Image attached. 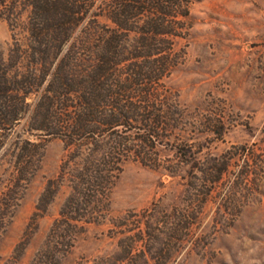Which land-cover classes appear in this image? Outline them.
Returning a JSON list of instances; mask_svg holds the SVG:
<instances>
[{
    "label": "rangeland",
    "instance_id": "rangeland-1",
    "mask_svg": "<svg viewBox=\"0 0 264 264\" xmlns=\"http://www.w3.org/2000/svg\"><path fill=\"white\" fill-rule=\"evenodd\" d=\"M174 10L171 71L153 87L167 118L147 142L138 124L127 130L132 150L103 188L85 183L91 141L68 145L24 121L6 138L0 264H264V0H181ZM21 22L0 18L5 55L14 34L24 38L26 12ZM29 138L31 165L19 171Z\"/></svg>",
    "mask_w": 264,
    "mask_h": 264
},
{
    "label": "trees",
    "instance_id": "trees-1",
    "mask_svg": "<svg viewBox=\"0 0 264 264\" xmlns=\"http://www.w3.org/2000/svg\"><path fill=\"white\" fill-rule=\"evenodd\" d=\"M94 3L0 0V18L13 29L27 13L24 38L14 34L8 54L0 51V151L23 121L30 133L60 136L68 145L80 148L91 141L83 173L85 183L98 189L108 183L112 164L120 171L122 155L132 150L127 130L138 124L137 139L147 142L167 118L153 87L171 71L166 48L179 34L174 18L180 13L174 9L181 0H106L107 9L89 10ZM26 141L15 155L19 171L31 165L36 146ZM179 149L181 160L193 168L191 145Z\"/></svg>",
    "mask_w": 264,
    "mask_h": 264
}]
</instances>
